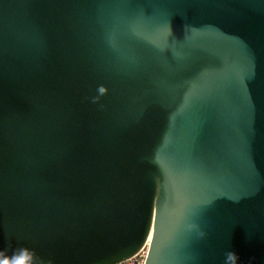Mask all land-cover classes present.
<instances>
[{
	"label": "water",
	"instance_id": "95a60500",
	"mask_svg": "<svg viewBox=\"0 0 264 264\" xmlns=\"http://www.w3.org/2000/svg\"><path fill=\"white\" fill-rule=\"evenodd\" d=\"M264 264V0H0V259Z\"/></svg>",
	"mask_w": 264,
	"mask_h": 264
},
{
	"label": "built area",
	"instance_id": "2783aa9c",
	"mask_svg": "<svg viewBox=\"0 0 264 264\" xmlns=\"http://www.w3.org/2000/svg\"><path fill=\"white\" fill-rule=\"evenodd\" d=\"M148 248V240H145L144 243L130 256H127L121 260H118L111 264H143Z\"/></svg>",
	"mask_w": 264,
	"mask_h": 264
},
{
	"label": "clouds",
	"instance_id": "9594fccd",
	"mask_svg": "<svg viewBox=\"0 0 264 264\" xmlns=\"http://www.w3.org/2000/svg\"><path fill=\"white\" fill-rule=\"evenodd\" d=\"M25 253L26 250H21V255H14L11 260H9L7 257L0 259V264H21V261L23 264H25ZM230 255L234 258L235 264H238L239 257L234 252H230Z\"/></svg>",
	"mask_w": 264,
	"mask_h": 264
},
{
	"label": "bare ground",
	"instance_id": "6f19581e",
	"mask_svg": "<svg viewBox=\"0 0 264 264\" xmlns=\"http://www.w3.org/2000/svg\"><path fill=\"white\" fill-rule=\"evenodd\" d=\"M149 236H150V230H149V232H148V234H147V238H146V240L149 239Z\"/></svg>",
	"mask_w": 264,
	"mask_h": 264
},
{
	"label": "snow or ice",
	"instance_id": "6c2138e0",
	"mask_svg": "<svg viewBox=\"0 0 264 264\" xmlns=\"http://www.w3.org/2000/svg\"><path fill=\"white\" fill-rule=\"evenodd\" d=\"M21 264H23V262L21 261Z\"/></svg>",
	"mask_w": 264,
	"mask_h": 264
}]
</instances>
